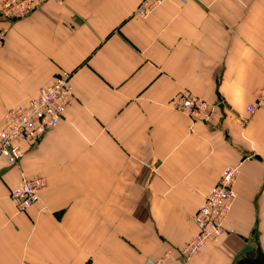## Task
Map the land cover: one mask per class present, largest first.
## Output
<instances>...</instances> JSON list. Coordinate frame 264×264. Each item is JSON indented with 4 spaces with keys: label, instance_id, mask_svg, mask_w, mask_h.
<instances>
[{
    "label": "crops",
    "instance_id": "0c3cea01",
    "mask_svg": "<svg viewBox=\"0 0 264 264\" xmlns=\"http://www.w3.org/2000/svg\"><path fill=\"white\" fill-rule=\"evenodd\" d=\"M2 0H0L1 2ZM42 2L3 21V112L60 71L74 99L15 165L0 157V264H147L195 233L191 215L226 165H240L224 233L184 264L264 257V0ZM194 94L206 120L169 106ZM40 176L18 212L8 192Z\"/></svg>",
    "mask_w": 264,
    "mask_h": 264
},
{
    "label": "built area",
    "instance_id": "2783aa9c",
    "mask_svg": "<svg viewBox=\"0 0 264 264\" xmlns=\"http://www.w3.org/2000/svg\"><path fill=\"white\" fill-rule=\"evenodd\" d=\"M45 1L60 3L62 0H2L0 19L7 22L22 19ZM165 1L167 0H139L133 13L138 17H146ZM177 1L183 4L187 2ZM5 33L6 28L1 26L0 51ZM73 99L70 73L62 70L49 84L39 86L34 96L7 108L2 114L0 127V157L5 159L7 165L18 163L24 153L22 143H36L44 133L57 126ZM168 104L191 120H206L213 109V103L194 94L178 95ZM258 107L264 108V82L255 91L253 101L246 105L245 110L250 114ZM239 173V164L224 166L216 183L209 188L202 202L192 213L191 220L196 226V231L178 249L182 264L198 253L207 242L217 240L224 233L223 222L237 196L234 183ZM44 184V179L36 176L23 179L10 189L7 196L15 210L20 212L36 202ZM171 254V250L166 249L156 259L148 260L147 264H169ZM81 264L95 263L87 261Z\"/></svg>",
    "mask_w": 264,
    "mask_h": 264
},
{
    "label": "water",
    "instance_id": "95a60500",
    "mask_svg": "<svg viewBox=\"0 0 264 264\" xmlns=\"http://www.w3.org/2000/svg\"><path fill=\"white\" fill-rule=\"evenodd\" d=\"M234 264H264V257L261 255L256 258L244 257L237 260Z\"/></svg>",
    "mask_w": 264,
    "mask_h": 264
}]
</instances>
